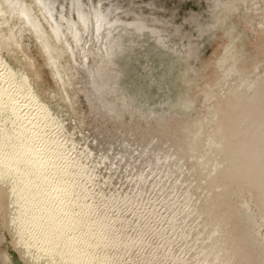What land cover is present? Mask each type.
Here are the masks:
<instances>
[{
    "label": "bare ground",
    "instance_id": "6f19581e",
    "mask_svg": "<svg viewBox=\"0 0 264 264\" xmlns=\"http://www.w3.org/2000/svg\"><path fill=\"white\" fill-rule=\"evenodd\" d=\"M85 1L88 8H84L83 0H70L69 7L76 13V21L78 20L80 23V26L76 27L62 8L55 5L56 0H0V218L2 219L0 225V264H196L199 259H202V254L205 252L202 250L203 245L209 246L210 242L208 243L207 239H211L213 236L210 237L209 233L211 225L202 221L201 212L193 206L196 196L193 190L197 186L195 177H189L185 182H182L184 164L179 168L175 167L177 162L179 164L182 162H172L175 158L174 153L170 155V158L174 157L168 161V152H166L167 154L163 153L161 157L153 152L151 154L150 145L153 143H148L150 156H148V151L133 156L130 154L131 152L129 153L130 148L126 147L124 151L127 155H131L129 164L132 163V167L130 168L129 164L122 167L125 154H121V158H118V155L124 146L120 148L121 150H116L114 144L110 148L96 150L98 145L90 144L80 126L81 123L78 122L80 114L84 113L76 110L80 103H72V108L66 109L58 108L56 105V102L73 97L71 91L65 87L66 82L72 85L73 78L71 76H73L78 78V87L75 92L85 88L91 89L90 93L85 95V99L88 101L91 98H96L98 102L96 108L101 113H112L123 104L126 106L135 104L136 106V103L139 102H142L144 106L141 109L142 114H139L140 117L151 116L156 109L158 112L165 110L169 101H149L146 90L155 84L164 83L167 79L174 78V71L172 70L165 73L157 72L159 74L158 80L153 77V74L151 75L153 71L150 72V76L146 79L147 88H131L130 93L125 98L112 101L113 97H117L125 88V81H122L125 76H121L125 73L122 65L129 57L131 58V54L129 51H125L120 57V67L116 66L114 72L107 76L105 68L107 65L111 66L112 56L117 54L118 49L116 48L117 42L105 45L104 41L109 37L121 34L124 29H136L134 33L140 34V36L146 34L145 29H149L151 35L149 34L148 37L155 36L157 38L153 37V41L149 44L150 54H147L148 57L145 61L134 66L135 68L142 66L148 69L166 53L177 54L181 47H184L187 42L190 43V39L187 34H182L177 27L171 26L169 17H156L153 12L147 13L150 17L145 16V13L132 7L131 0H128L126 6L112 2L107 5V11L100 5V0L96 4H93V0ZM154 1L150 2L149 0L147 2L151 8L156 5ZM214 1L215 4H210V7L214 9L211 14L212 25L223 21L228 15L227 10L229 8L222 10L221 5H229L233 13L237 5L247 0ZM248 2L250 3L247 9L250 10L251 7L257 6L260 0H248ZM56 8L58 12L55 11ZM113 8H118L123 13L131 15V18L127 21L122 20L121 14L113 11ZM110 10L113 11L114 16L109 14ZM11 12H14L20 20L19 29L29 32L28 35L38 50L37 52H29L30 46L23 44L14 24L10 22ZM56 16L62 17L63 21L60 24L57 23ZM257 16L260 17V20L255 25H261L264 22V9L254 17ZM248 18L251 17L247 14L241 15L229 22L228 27L223 28L225 33H231L229 36L227 35L225 41L218 43L221 49L226 48V53L221 57V60H216L215 68L224 64V69L222 67V70L218 72L220 77L212 85L224 84L234 79L232 82L234 87L231 86L233 88H226L225 90L228 91H223L219 102L224 106L217 111L215 110L214 116L222 114L223 112L220 113V110L226 113L227 107L233 104V98L239 100L241 95L251 92L252 95L244 103L246 106L248 102L255 103L262 95L259 91L254 92L258 85L253 86V83L257 80L263 82L264 73L251 78L238 72V69L243 66L238 62L240 57L245 59L242 60L243 62L251 63L254 57L264 61V54L255 52L251 47L258 40L250 43L247 40V42L241 43V47L238 46L234 50L230 48L240 35L236 29L239 23ZM190 20L196 21V24L200 21L195 15L188 16L187 21ZM227 20L229 21V18ZM197 28L201 31L199 27ZM203 29L205 32L207 28ZM65 30L69 33V39L65 37ZM245 31L250 33L251 28H247ZM263 35L261 36L263 37ZM134 39L133 46L129 49L139 45L142 41L141 38ZM91 40L96 43V48L95 45L92 46V51L96 49L93 66L88 64L89 55L92 54ZM159 42L166 44L164 50H159ZM215 45H217L216 42ZM190 46L192 45L190 44ZM243 48L246 52L250 51L245 56L242 52ZM194 49L196 48H188L185 52L183 51V54L176 55L173 64L175 65L176 59L181 57L184 66L180 68L188 70L187 56L198 53ZM11 52H15V55H12ZM103 53L107 55L104 57ZM38 56L43 57L48 74L59 85L58 93L51 92L48 84L43 82L39 68L34 62ZM103 58L109 63L107 64ZM260 63L257 60V62L251 63L250 67L254 71ZM29 65L32 66L31 69ZM182 77H184V72ZM107 83L108 85L111 83L115 85H110L112 88L103 90ZM192 88L190 92L194 91L193 93H195L196 89ZM183 92L188 93L189 89L187 91L180 90L178 96H181ZM199 93L198 90L197 94ZM207 93L208 90L205 96ZM197 97V95L196 98L194 97L195 100L191 104L196 102ZM209 98L206 108L209 105H214L215 102ZM237 103L238 101H235V108ZM189 104L188 101L183 100L178 105H172L169 113L171 112L172 116L185 110L186 105L187 107L191 106ZM173 107L179 109H173ZM206 108H204L205 113L209 111ZM72 109L75 112L74 110L72 112ZM244 109L239 118L245 119L248 116V112L245 113ZM259 110L261 111V108L255 112L256 115L260 113ZM169 113L166 114V119L170 118ZM196 114V112H192L187 120H182V123L193 124V126L199 125L200 131L203 127L216 129L215 122L217 123L219 119L212 120L214 116H211L210 120L212 121H206L208 124L204 123V119L196 124L195 121L198 120L194 116ZM81 120H84L83 116ZM166 121L168 125L171 123ZM257 121V123L249 124V126L251 125L249 129L253 128L250 129V132H255L257 127L264 125V120L257 119ZM222 122L220 117L218 125L220 131L221 129L224 130V123L222 125ZM105 123L107 121L101 118L96 130L101 129ZM162 129L158 131V134L164 133ZM223 133L226 134V137L230 135L227 132ZM246 133L247 130L246 132L245 130L237 132V135L242 138L240 141L238 140L239 143L237 144L243 142ZM198 134L200 135V133ZM113 136L116 137V135ZM219 137L209 133L204 138L208 144L204 155L211 154L217 148L221 151L233 149L231 143L220 145ZM262 138L263 136L254 140L253 144L250 143L249 149L244 153L242 152V155L238 157L239 162L231 159L233 162H230L229 165H234L235 162V165H238L243 157L248 162L249 156L251 157L256 151L264 147ZM187 143L190 144L189 147H192L195 140H189ZM201 144L203 146V143ZM100 146L103 147V145ZM105 146L109 147L108 145ZM198 152L199 150H194L193 156H196ZM188 157L191 158L192 156ZM217 157L219 155L208 158L207 162L204 159L198 163L196 161L197 169H193L191 176L196 172H201L200 175L207 173L213 175L217 167H221L223 164V159L216 161ZM166 161L167 163L172 162L173 168L164 169ZM204 163L206 165L211 164V166L207 167ZM249 167L257 166H248L245 170L250 171ZM242 171L241 168L235 173L240 175ZM121 172L123 173L121 174ZM262 174L264 175V171L259 174L248 173L241 176L242 178L255 179L254 181L257 182L261 181L259 179L262 177L264 179ZM216 181L212 185V191L214 188L220 189L225 184H230L229 177H223ZM257 189H255L257 190L256 195L250 194L248 196L254 200L264 197V186ZM250 190L247 189L248 192ZM243 191L247 197L246 190ZM186 194L187 199L181 201V198ZM236 194L238 195V193ZM212 195L219 196L215 192ZM224 198L226 195L221 198V200L223 199V205L219 208L221 214L227 212V205H225L227 201H224ZM242 198L249 203L248 198ZM148 203L152 204L148 205ZM245 208L244 213H251L254 208L257 212L253 213L254 216L249 217L248 221L245 220L244 226H241L249 235L247 244L254 243L258 240L259 235L264 234V225H261L264 219V209L251 205ZM151 209L158 216L153 223L149 222L142 229L138 240L129 242L132 233L136 232L135 229L139 225L140 218L146 217ZM167 223H170L172 227L169 231L165 228ZM235 225L236 228L233 231L238 228V224ZM253 230L255 232H252ZM201 231H204L205 234L198 241L197 237ZM186 232L188 235L185 237ZM210 232H213L212 229ZM206 234H208L207 237ZM244 235L243 232L237 233L234 242L243 240ZM157 237L158 246L155 247L152 239ZM183 238L185 241L178 245ZM214 245L212 243V246ZM218 246L216 249L219 250L216 253L222 254L223 250L220 252L221 249ZM253 249V255H255V250L256 252L263 250L264 240L255 244ZM209 255L210 251L206 253L207 261L204 264H216V257ZM235 256L238 255L235 254ZM258 264H264V255L263 258H259Z\"/></svg>",
    "mask_w": 264,
    "mask_h": 264
},
{
    "label": "rangeland",
    "instance_id": "374dc122",
    "mask_svg": "<svg viewBox=\"0 0 264 264\" xmlns=\"http://www.w3.org/2000/svg\"><path fill=\"white\" fill-rule=\"evenodd\" d=\"M56 1L57 3H55V5L57 7H61L63 12L67 15V17L75 23L76 27H79L80 23L78 20L76 21L77 15L69 7L70 0H56ZM97 1L98 0H93V4H96ZM133 1L134 0H131L132 7L136 10H139L145 13V16H149L147 15V13L153 12L156 17H161V18L169 17V19H171V26L177 27L182 34H187L190 39V43L187 42L186 45L184 47H181L178 53L175 55L173 52L166 53L164 56H162L160 59L157 60V62H155L152 65L153 67L149 66V68L146 69L142 66H138L137 68H135L134 66L138 65L139 62L143 63L145 61V59L148 57L147 54H150L149 44L153 41L152 40L153 37L155 39L157 38L155 36L148 37L149 34L151 35L149 29H145L146 34H143L140 36V34L134 33L136 29L128 28V29H124L121 34L116 35L115 37L107 38L108 40L106 39L104 41L105 45L109 43L114 44V42H117L116 48L118 49L117 54L112 56L113 61L110 63L111 66L107 65L106 66L107 68H105V74H107V76H110V74L114 72V69L116 68V66L120 67V64H121L120 57L122 56L123 53H125V51H129L131 54V58L129 57L127 61H125V63L122 65V68L123 70H125V73H123L121 76H125L124 79H122V81H125V84H126L124 86L125 88L121 90V92L117 95V97H113L112 101L114 100L117 101L118 99L125 98L130 93L131 88H134V89H137V87L147 88L146 79L148 76H150V72L153 71L151 75L153 74V77L157 79L159 76L157 72L160 71L162 73H165V72H169L172 70L174 71L173 72V76H175L174 78H170V80L167 79L166 82L164 83L155 84L154 86H152L151 88H147L146 90L147 99L149 101H158V102H164V101L168 102L169 101V103H167L165 110L158 112V110L155 108L156 111L153 112L151 116L141 115L142 117H140L139 114H142L141 109L144 106L142 102H139V103H136V106L135 104L134 105L129 104L127 106L123 104V106H121L119 109H117L115 112H112V113L110 112L108 114L104 112L101 113V111H99L96 108V106L98 105L96 98H91V100H88V101L85 99V95L89 94L91 89L85 88L84 90H79L75 92L76 88L78 87V84H77L78 78H74L73 76H71L73 78L72 85H69L68 82H66L67 84H65L66 85L65 87L71 91L73 97L71 98L68 97L67 100L60 101L58 103L56 102V105L58 108L66 109L68 107L72 108L71 106L72 103L73 104H75V102L80 103V105H78L79 107H76V110H79L84 113L82 115L80 114L78 122L81 123L80 126L83 132L86 134L87 138L89 139L90 144L94 146L95 144H97L98 146L96 147V150L110 148L111 146H113V144L116 146V150L124 146L123 150L118 155V158H121V154H125L126 156V158H124L122 167H124L125 165L127 166L129 164V158L131 157V155H127V153L124 151L126 147L130 148L129 153L130 152H131L130 154L134 153L132 154L134 156L137 153H146L149 149L148 143L150 144L153 143L152 145H150V148L152 150L151 154L152 152L154 154H157L158 152H161L162 154L168 152V154L166 153L168 155L167 161L172 159L175 156L172 162H176V161L182 162L181 164L177 162L176 163L177 165H175L176 168H179L181 165L184 164L183 166L185 170L183 173L182 182H185L189 177H193V178L195 177V182H197V186H195L193 190L196 193L193 206L198 208L199 211L201 212V216L203 217L202 221L205 222V224L211 225L210 229H213V228L218 229V232L213 236V238L207 239L208 243L210 242L209 246H207L206 244L203 245L204 247L202 248V250H205V252L204 254H202V259H199V261H197L196 264H204L207 261L206 253H209V251H210V255H209L210 257L211 256L216 257L215 259L216 264H219L218 262L221 260H222V264H258L259 258L260 259L263 258L264 249L259 250L257 252L255 250V255H253L252 250H254L253 247L255 246V244L257 243L259 244L264 240V234L259 235L258 240L256 242L247 244V242H249V238H248L249 235L241 226H244L243 223H246V221L249 220V217L254 216L253 213H257L255 211V208L253 212L251 213H244L246 209L245 207L251 205L253 207L258 206L259 208L264 209V197H261V199L254 200L248 196L250 194H253V195L257 194V190H258L257 188L264 186V179L262 177L259 179L261 181L255 182L254 181L255 179H247L246 177L242 178L241 175H247L248 173L259 174L260 172L264 171V163H263L264 147L260 148L259 151H256L255 154L247 158L248 162H251V163H248L247 160H245L243 157V159L241 160L240 163H238V165H235V164L236 162H239L240 160L238 157L242 155V152L244 153V151L246 152V150L249 149L251 144L254 143V140L260 139L262 136H263L262 139L264 140V125L263 124L257 127V129H255L256 131L254 130L255 132L253 131L250 132L251 128L249 129V127L251 126V125L249 126V124H251L252 122H256L257 119L264 120V109H263L264 107V81L262 82L261 80L259 81L257 80L253 83V86L258 85L256 90H254V92L259 91L262 93V95L259 96V99L255 103L248 102L247 105L244 106V103L252 95L251 92H248L247 94L245 93L241 95L239 100H237L236 98L235 99L233 98V101H232L233 104L231 103L232 105H229V107H227L228 111H226L225 113L224 111L220 110V113L221 112L223 113L217 114L216 116L213 115V112L215 110L217 111L218 109L223 108L224 106V105H221L219 102V100L222 98V93L223 91H228V90H225L226 88H230L231 86L234 87V83H232L234 79L231 81L225 82L224 84H221L219 82H218L219 84H216L215 86H213L212 84L217 80L218 77H220L218 72L222 70V67L224 69V64L215 68L216 60L218 59L221 60V57H223L226 53V48L221 49L218 43L219 41H222V42L225 41L227 35L229 36V34L231 33V32L225 33V31H223V28L225 26L228 27V25H230L229 22H232L234 18L239 17L241 15L243 16L244 14H247L251 17L250 19L249 18L243 19L239 23V26L236 29H238L237 33H239L240 35L236 38L235 42L231 44L230 48L234 50L238 46L241 47V43L243 44L244 42H247V40H249V43L252 41L258 40V42L255 43L254 46L252 45L251 47L255 52L264 54V35L263 37L261 36L262 34H264V22L261 23V25H255L260 20V17L258 16L254 17L259 11L264 9V0H260L258 5L255 7H251L250 10L247 9L250 2H248V0L246 2H242L239 5H237V8L233 11V13L231 12L229 5L223 4L220 7L222 10H227V8H229L227 10L228 15L224 18L223 21L217 22L213 25H212L211 14L214 12V9L210 7V4L211 5L215 4L214 0H155V1L150 0V2L154 1L156 4L152 8L151 6H149V3H147L149 2V0H135L134 2ZM232 1H235V0H232ZM112 2H115L122 6H126L129 1L128 0L126 1L125 0H100V5L103 6L104 9L107 11L108 10L107 5H109ZM83 5H84V8H88L85 0H83ZM6 7L8 8V5H6ZM55 11L58 12L57 8L55 9ZM113 11L119 12L122 16L121 17L122 20L127 21L131 18V15H127L123 13L118 8H113ZM113 11L110 10L109 12L111 16H114ZM190 15L197 16L200 20L198 22L202 24V26H200L199 23L196 24V21L194 20L187 21V17ZM226 18L227 19L229 18V21ZM56 19L58 20L57 23L59 24L60 22L63 21L62 17L56 16ZM19 21L20 20L15 16V13L11 12L10 22L14 24L16 31L19 33V36L23 40V44L30 46L29 52L31 51L37 52L38 50H36L35 46L31 42L30 35H28L29 32L19 29L20 28ZM197 27H199L201 31ZM203 28L205 29L207 28L205 32ZM247 28H251L250 33H247L245 31ZM65 37L69 39V33L67 30H65ZM134 38H137V40L141 38L142 41L140 42L139 45L135 46L134 48L129 49L131 46H133L132 44H133V41L135 40ZM215 42L217 43V45H215ZM90 44H91L90 49H91L92 54L90 53L89 55L88 64L90 66H93L95 63L94 60L96 56V53H95L96 43H94V41L91 40ZM190 44L192 46H190ZM93 45H95L94 51H92ZM165 46L166 44L164 42H162L161 44L159 42L158 44L159 50H164ZM192 47L196 48L194 50H196V53L198 52L197 54L199 55L197 56V54H192L191 56H187V61H188V66H189L188 70L187 69L185 70V68L182 70V68H180L184 66V63L182 62L183 59H181V57L179 59L178 58L176 59V62L178 63V64L176 63L177 65L173 64L176 55H181V53L183 54V51L185 52L186 50H188V48L192 49ZM99 49L101 48L99 47ZM123 50L124 52H122ZM239 51L241 52V50ZM242 52L245 56V54L249 53L250 51L246 52L245 49L243 48ZM14 53L15 52H11L12 55H15ZM103 55L105 57L107 54L103 53ZM103 60L105 61V58H103ZM242 60H245V59L242 57L238 58V62L241 65H243L241 68L238 69V72L240 74L242 75L246 74L245 76L254 78L255 76H257V74L264 73V61L262 62V60L259 59L258 57H254V59H252L251 61L252 64L254 62H257V60L258 62H261L260 64L257 65L254 71L252 67H250V64H251L250 62H247V61L243 62ZM34 62L36 66L39 68L38 70L41 74V78L43 79V82L48 84L49 90L53 92L54 94L58 93L59 91L58 89H60L59 85L55 82L52 76L48 74V70L44 63L43 57L38 56ZM105 62L107 64L109 63L107 60ZM29 68L31 69L32 66L29 65ZM146 70H150V71H146ZM183 72H184V77H182ZM221 77H222V74H221ZM127 82H128V85H127ZM237 82L238 80L236 78V83ZM188 83H191V84L188 85ZM110 85H113V83H111ZM110 85H108L107 83L106 87H104L103 90L112 88V86ZM192 87L196 89L195 93H193L194 91L190 92V90L193 89ZM188 89H189L188 93L183 92L181 93V96H178V93H180V90L187 91ZM198 90L200 91L199 94H197ZM207 90H208V93H207V96H205V93ZM196 95L198 96L196 99V102H193L191 104V102L195 100ZM209 97L212 98L211 100H215V102H214V105H209V107L206 108L208 104L207 99ZM183 100L188 101V103H190L189 105L191 106L186 107L187 106L186 105L185 107L187 109L185 108V110L179 111L176 114L171 116V112L169 113V109H171L172 105H178ZM235 101H238V103L236 104V108L234 107ZM241 103H242V107H241ZM237 106H240V107H237ZM204 108L209 109V111L205 113ZM260 108H261V111L259 110L260 113L256 115L255 112H257V110ZM173 109H179V108L173 107ZM243 109L245 110V113L248 112V116L245 117V119H243V117L239 118V115L243 112ZM73 110L74 109H72V112ZM161 112L163 113L165 112V113L163 114ZM192 112L197 113L196 115H194L195 118L198 119L197 121H195L196 124H198V122H200L201 119H204L205 124H208V122H211L214 119H217V120L219 119L220 121V117H221L223 121L222 125L224 123L223 125L224 130L221 129L220 131V129H218L219 121H217V123L215 122L216 129L214 127H211V128L203 127L201 131H200L199 125L193 126V124L188 125L186 123H182V120H187V117H190L191 116L190 114ZM160 113L163 115L154 117L155 114H160ZM168 113L170 115V118L166 119L167 118L166 114ZM82 116L84 120H81ZM211 116H214L212 120H210ZM101 118H104L107 121V123H105V125L101 129L96 130V127L99 124V120H101ZM166 120H168V122H171V123L168 125ZM198 128H199V131L197 132ZM160 129L164 130V133L158 134V131ZM244 130L245 132L247 130L246 136L245 138L243 137L244 140L242 143L237 144L242 139L239 137V135H237V132L244 131ZM187 132L190 134V137ZM223 132H227L230 135L229 136L227 135L226 137L225 136L226 134H224ZM198 133H200V135ZM209 133L212 136H220L218 138L219 140L218 142L220 143V145L223 143H231L233 145V149L221 151V149L217 148L211 154L209 153L207 156L204 155L205 148L208 145L206 143V140H204V138ZM108 134H112V135H108ZM113 135H116V137ZM189 140L190 141L195 140V143L192 144L193 145L192 147L191 146L189 147L190 144L187 143ZM201 143H203V146ZM99 144L103 145V147L100 146ZM105 145H108L109 147ZM194 150L196 151L199 150L196 156H193ZM149 151L147 152L148 154H149ZM171 154H173L174 156L170 158ZM217 155H219V157L216 158V161L223 159L224 165L222 164L221 167L218 166L217 170H215L213 175H210V173H207V172H205L207 174L200 175L202 174L201 172L199 173L196 172V174H193V176H191L193 169L197 167L196 161L198 163L199 161H202L201 159H204V161L207 162L208 158H213ZM148 156H150V154ZM188 156H192V157L190 158ZM194 158H196V160H194ZM262 158L263 160H261ZM231 159H234L237 161L235 162L234 165L230 166L229 165L230 162H233L231 161ZM167 161H166V165L164 169L173 168L174 164L172 162L167 163ZM254 161H256L257 163ZM204 164L207 167L211 166V164L210 165L209 164L206 165V163ZM129 165L131 168L132 163ZM248 166H257V167H249L250 171H247L245 170V168H247ZM241 168L243 169L241 174L236 175L235 172H237V170ZM251 169L254 171H252ZM122 173L123 172H121V174ZM262 176L264 175L262 174ZM223 177L225 178L229 177L230 184L227 183L225 184L224 187L222 186L223 189L222 188L219 189L217 187V188H214L212 191V188H213L212 185L216 181V179L219 178L217 180L219 181ZM213 179L214 181H212ZM249 187L251 190L249 189ZM246 188L250 191L248 192ZM244 189L246 190L247 197H245V194L243 191ZM214 192L219 194V196H213L212 193ZM236 193H238V195ZM225 195H226V198H224V201L225 200L227 201V203H225V205H227L226 206L227 212L221 214L219 211V208L223 205V202H222L223 199L221 200V198H223V196ZM240 196L244 198H248L249 203L248 201H246L247 202L246 203L245 200ZM186 199H187V194L181 198V201L182 200L184 201ZM251 200L253 201L251 202ZM150 204L152 203H148V205ZM154 212L155 211L151 209L146 217H141L143 219L140 218L139 225L135 229L136 232L132 233L131 235L132 237L129 242L132 243L136 239L138 240L139 237L141 236L140 232L142 231V229H144L148 225L149 222L150 223L154 222V220L158 216V214ZM1 221L2 219L0 218V225H1ZM226 221H227V224H226ZM229 221H230V224H228ZM235 224H238L237 225L238 228L235 229V231H233V229L236 228ZM261 225L262 226L264 225V219L262 220ZM205 226L206 228H208L207 225ZM165 228L167 231H169L172 227L170 223H167ZM138 229H141V230L138 231ZM242 232L245 234L243 240L239 242H234L235 235L237 233H242ZM252 232H255V230H253ZM187 233L188 232H186L185 237L188 235ZM204 234L205 232L203 231L198 236V238L201 240ZM207 236L208 234H206V237ZM229 238H231V241H229ZM157 241H158V237L152 239V242L155 247L158 246ZM184 241H185V238H183L180 244L178 245H181ZM212 243H214L215 245L212 246ZM217 243L220 246L219 248L223 250L222 254L216 253L217 250H219V249H216L218 246ZM245 246L247 247L244 248ZM235 254L238 256H235ZM233 258H236V259H233ZM161 264H164V263H161Z\"/></svg>",
    "mask_w": 264,
    "mask_h": 264
},
{
    "label": "water",
    "instance_id": "95a60500",
    "mask_svg": "<svg viewBox=\"0 0 264 264\" xmlns=\"http://www.w3.org/2000/svg\"><path fill=\"white\" fill-rule=\"evenodd\" d=\"M114 85H115V84H114ZM186 107H187V106H186ZM186 109H187V108H186ZM161 113H163V112H161ZM161 113H160V114H155L154 117H157V116H159V115L162 116L165 112H164L163 114H161ZM132 154H134V153H132ZM156 155H158L159 157H161V156H162V153H161V152H158ZM158 156H157V157H158ZM125 158H126V156H125ZM157 159H158V158H157ZM210 231H211V229L209 230L210 237H211V236H214V235L218 232V229H217V228H213V229H212L213 232H210ZM201 233H202V231H201L198 235H200ZM197 240L199 241L200 239L197 237ZM218 247H220V246H218ZM221 251H222V249L220 250V252H221ZM220 252H218V253H220ZM218 263L221 264V263H222V260L219 261Z\"/></svg>",
    "mask_w": 264,
    "mask_h": 264
}]
</instances>
